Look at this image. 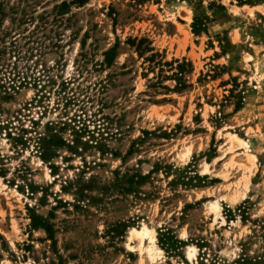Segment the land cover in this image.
Listing matches in <instances>:
<instances>
[{"label": "rangeland", "instance_id": "obj_1", "mask_svg": "<svg viewBox=\"0 0 264 264\" xmlns=\"http://www.w3.org/2000/svg\"><path fill=\"white\" fill-rule=\"evenodd\" d=\"M263 253L264 0H0V264Z\"/></svg>", "mask_w": 264, "mask_h": 264}, {"label": "trees", "instance_id": "obj_2", "mask_svg": "<svg viewBox=\"0 0 264 264\" xmlns=\"http://www.w3.org/2000/svg\"><path fill=\"white\" fill-rule=\"evenodd\" d=\"M73 2H75L76 4H80V5H84L86 2H87V0H72ZM68 6H69V4L68 3H66V2H63L62 4H60L59 6H58V8H59V10H66L67 8H68ZM194 32H197V30H196V27L194 26ZM141 42L142 41H140V43H138V48L140 49V44H141ZM116 49H117V46H114L113 48H111L108 52H107V54L108 53H113V52H115L116 51ZM145 49H147V52H150L151 53V57L150 58H154L155 56H157L158 54H156V53H153V51H154V49H152V48H150V45L148 46V47H146ZM181 68H182V65H178V69H180L181 70ZM178 73H180V74H182L183 72L182 71H179ZM178 73H174V76H178L177 74ZM244 211H240V213H243ZM229 213L231 214V215H233V213L231 212V211H229ZM244 215V214H243ZM242 215V216H243ZM33 227L34 228H42V229H44L48 234H49V236L52 238V230H51V228L49 227V225L48 224H45V223H43L42 225H40L39 223H36L35 222V220H34V222H33ZM166 236V235H165ZM169 238H166V244L168 245V247L170 246V243H169ZM176 242H178L177 240H176ZM180 243V242H179ZM171 247V246H170ZM202 247V246H201ZM201 247H199L200 248V250L202 249ZM245 256H239V258L237 259V260H234L233 261V264H245L246 263V261L248 262L249 261V264H264V253L262 254V255H258V256H256L255 258H253V259H250V260H246L245 258H244ZM203 259H201V262H199V260L198 261H196V264H204L203 262ZM211 264H213V263H211Z\"/></svg>", "mask_w": 264, "mask_h": 264}, {"label": "bare ground", "instance_id": "obj_3", "mask_svg": "<svg viewBox=\"0 0 264 264\" xmlns=\"http://www.w3.org/2000/svg\"><path fill=\"white\" fill-rule=\"evenodd\" d=\"M233 137H234V140L240 144V146L246 144L244 140H242L235 134L233 135ZM252 158H254V156H252ZM212 206L217 211V213H219V210L221 209L219 202H216ZM129 239L137 241L141 249L144 247V244L147 241L148 245L146 247V251H147V254L151 258H153L155 252H162L161 249H159L156 245L157 233L154 230V228L151 229L147 227L146 225H144L141 229L132 228L130 229V232H129Z\"/></svg>", "mask_w": 264, "mask_h": 264}]
</instances>
